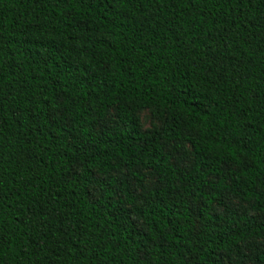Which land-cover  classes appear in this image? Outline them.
I'll return each mask as SVG.
<instances>
[{
    "label": "trees",
    "instance_id": "1",
    "mask_svg": "<svg viewBox=\"0 0 264 264\" xmlns=\"http://www.w3.org/2000/svg\"><path fill=\"white\" fill-rule=\"evenodd\" d=\"M260 239L264 0H0V264H264Z\"/></svg>",
    "mask_w": 264,
    "mask_h": 264
},
{
    "label": "rangeland",
    "instance_id": "2",
    "mask_svg": "<svg viewBox=\"0 0 264 264\" xmlns=\"http://www.w3.org/2000/svg\"><path fill=\"white\" fill-rule=\"evenodd\" d=\"M140 116H141V125H142V129H147L151 126V123L152 121L155 119L153 118L152 116V113L151 111L145 109V110H142L141 113H140ZM232 204L234 206H238V203L236 201H233ZM256 244H258L260 247L264 248V239H260L258 240V242H256ZM235 259L234 260H231V263L229 264H236L235 263ZM246 264H250V263H246Z\"/></svg>",
    "mask_w": 264,
    "mask_h": 264
}]
</instances>
